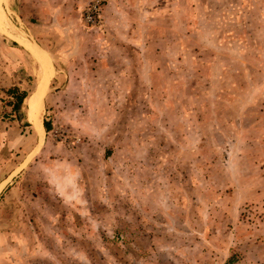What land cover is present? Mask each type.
<instances>
[{"label": "rangeland", "instance_id": "374dc122", "mask_svg": "<svg viewBox=\"0 0 264 264\" xmlns=\"http://www.w3.org/2000/svg\"><path fill=\"white\" fill-rule=\"evenodd\" d=\"M0 13V264H264V0Z\"/></svg>", "mask_w": 264, "mask_h": 264}, {"label": "bare ground", "instance_id": "6f19581e", "mask_svg": "<svg viewBox=\"0 0 264 264\" xmlns=\"http://www.w3.org/2000/svg\"><path fill=\"white\" fill-rule=\"evenodd\" d=\"M4 0H0V4L3 3ZM3 25L11 29L13 26L8 21L3 20ZM2 26V18L0 13V30H4ZM12 37L21 43L30 54L39 62L40 64V77L37 81L38 90H35L33 94H31L26 101V114L28 121L33 129L35 135H40L43 131L42 123H41V106L39 102V93L42 88L46 86L48 78L55 73V69L52 67L47 54L44 50L40 49L36 43L29 41L24 34L21 32H16L12 34Z\"/></svg>", "mask_w": 264, "mask_h": 264}, {"label": "trees", "instance_id": "16d2710c", "mask_svg": "<svg viewBox=\"0 0 264 264\" xmlns=\"http://www.w3.org/2000/svg\"><path fill=\"white\" fill-rule=\"evenodd\" d=\"M5 93H7L11 98V107L13 110H16L18 106L23 104L24 99L27 95V92L20 91L17 87H9L5 89ZM42 127L45 131L49 130L48 124L43 120Z\"/></svg>", "mask_w": 264, "mask_h": 264}]
</instances>
